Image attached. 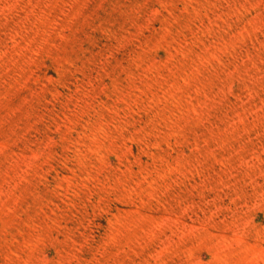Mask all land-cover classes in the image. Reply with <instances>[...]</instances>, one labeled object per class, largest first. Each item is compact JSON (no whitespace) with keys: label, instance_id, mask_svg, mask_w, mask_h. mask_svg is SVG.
I'll return each mask as SVG.
<instances>
[{"label":"rangeland","instance_id":"obj_1","mask_svg":"<svg viewBox=\"0 0 264 264\" xmlns=\"http://www.w3.org/2000/svg\"><path fill=\"white\" fill-rule=\"evenodd\" d=\"M0 264H264V0H0Z\"/></svg>","mask_w":264,"mask_h":264}]
</instances>
